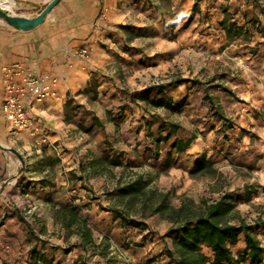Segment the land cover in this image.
Wrapping results in <instances>:
<instances>
[{
	"label": "crops",
	"instance_id": "crops-1",
	"mask_svg": "<svg viewBox=\"0 0 264 264\" xmlns=\"http://www.w3.org/2000/svg\"><path fill=\"white\" fill-rule=\"evenodd\" d=\"M14 1L28 17L49 2ZM85 45L81 59L74 52ZM17 61L58 79L55 95L33 104L32 132L13 131L1 112V67ZM160 96L180 108L150 103ZM161 110L179 113L190 133L174 134L164 155ZM177 121L167 123L178 126L170 132ZM110 135L120 149L109 148L116 145ZM176 139L190 143L179 150ZM144 158L174 180H189L197 160L224 166L232 181L219 193L264 209V0H60L31 30L0 23V264H100L99 249L80 243L77 225H63L62 206L87 221L96 244L112 235L139 252L153 237L122 224L112 197L94 190L108 169ZM255 233L264 246V225Z\"/></svg>",
	"mask_w": 264,
	"mask_h": 264
},
{
	"label": "rangeland",
	"instance_id": "rangeland-1",
	"mask_svg": "<svg viewBox=\"0 0 264 264\" xmlns=\"http://www.w3.org/2000/svg\"><path fill=\"white\" fill-rule=\"evenodd\" d=\"M16 14H19L17 9L13 8ZM1 23V21H0ZM4 23V22H3ZM165 79L164 76L156 77L151 80L153 85H158ZM163 119L162 124L158 127L160 131L159 136H164L162 140V153L164 155L169 152L170 143L174 140L173 135L178 134V137L182 139H188L190 136L188 129L187 120L183 117H176L169 111L161 110ZM179 129L177 132H170L169 126L167 125L170 120L175 121ZM151 126V125H150ZM149 133V131H147ZM147 133L145 135H147ZM153 134V132H151ZM192 137V136H191ZM119 137L109 136V141L115 146H110V149H120L122 146L117 140ZM147 150H150L146 148ZM153 149V148H152ZM154 150V149H153ZM152 150V151H153ZM149 155V151H147ZM158 154V155H160ZM160 162H155L153 159L147 160L146 158L138 161L131 168L115 167L111 170L108 169L105 178L100 177L96 184L94 192L98 196H102L104 201H107L109 197H112V205L114 209L122 211L127 217L137 221H143L145 223L144 229L146 232L144 238H151L149 243L139 244L140 251L131 250L127 251L123 247L117 245L112 235L104 237L102 241L108 244L107 253L105 255L97 254L103 258L100 264H168L169 260L166 256L165 250L170 245V239L164 236V233L172 225L167 214L169 209L165 212H155L154 207L161 202L164 198L167 205L171 207H188L193 211H203L206 207L215 201L223 200L229 202L233 208L225 215L226 219H229L233 223H237L239 220H243L246 223H253V221L262 218L264 209L259 205H240L238 202L237 193L234 195H224L219 193L221 191L229 192L224 190L231 184L232 177L229 176L228 170L224 167L211 163L205 164L201 170L196 168L190 172V179L187 180V176L183 175L175 177L174 180L167 171L159 169ZM164 166V165H163ZM140 177L145 181V188L142 193L135 195L133 198H124L116 200L114 189L125 185ZM103 185V186H102ZM232 192V191H231ZM223 196V197H221ZM114 199V200H113ZM256 213H259L258 215ZM256 216V218L254 217ZM262 243L264 244V236H260ZM101 241V242H102ZM242 249V242L231 246L232 252L236 255L237 251ZM207 255H210V250L204 248L203 250ZM111 252V254H109ZM139 253V254H138ZM133 257H137V261L133 262ZM98 259V258H97ZM103 262V263H102ZM93 264H98V260L94 261Z\"/></svg>",
	"mask_w": 264,
	"mask_h": 264
},
{
	"label": "trees",
	"instance_id": "trees-1",
	"mask_svg": "<svg viewBox=\"0 0 264 264\" xmlns=\"http://www.w3.org/2000/svg\"><path fill=\"white\" fill-rule=\"evenodd\" d=\"M180 80V79H179ZM178 80V81H179ZM146 88L144 92H147ZM162 92V91H161ZM147 99V95H142ZM170 97L160 96L150 103L154 106L165 107L169 110H178L181 103L172 104ZM177 125L169 123V129L175 131ZM150 135L151 132H150ZM159 140L165 139L164 136ZM190 143L189 140L176 139L173 146L179 150L186 148ZM112 164H120L117 160H112ZM197 169H202L205 164L201 160L196 162ZM145 181L140 177L118 187L115 191V199L133 198L135 195L143 192ZM170 208V209H169ZM233 206L229 202L218 200L208 205L203 211H193L188 207H171L167 205L164 198L154 207L155 212H162L169 209L167 214L172 225L164 233L165 237L170 239V245L165 250L169 260L168 264H264V246L257 237L255 231L264 220L255 223H246L239 220L237 223L231 222L225 218V215L232 210ZM115 217L121 219L122 224H129L143 228L145 223L126 217L118 209H111ZM60 214L63 225L68 229L72 224H76L75 232L80 237L82 245L97 247L100 254L107 253L108 244L104 241L96 244L93 239V232L87 221L78 216L75 208L62 206L57 210ZM242 242V249L235 255L231 246ZM210 250L207 255L204 248ZM31 256H36L41 261H45L44 255L32 250Z\"/></svg>",
	"mask_w": 264,
	"mask_h": 264
},
{
	"label": "built area",
	"instance_id": "built-area-1",
	"mask_svg": "<svg viewBox=\"0 0 264 264\" xmlns=\"http://www.w3.org/2000/svg\"><path fill=\"white\" fill-rule=\"evenodd\" d=\"M81 59L88 56V47L81 46L75 52ZM3 97L1 112L13 131H34L32 116L34 103L55 95L58 79L42 75L26 67L22 62H12L1 67ZM8 249V246H5Z\"/></svg>",
	"mask_w": 264,
	"mask_h": 264
},
{
	"label": "water",
	"instance_id": "water-1",
	"mask_svg": "<svg viewBox=\"0 0 264 264\" xmlns=\"http://www.w3.org/2000/svg\"><path fill=\"white\" fill-rule=\"evenodd\" d=\"M60 0H49V2L38 11L37 15L28 17L20 14L8 13L4 10H0V18L5 21V23L17 30L27 31L37 27L45 20V16L53 9V7ZM10 152L14 153L19 157L21 162H23L22 157L14 148H7Z\"/></svg>",
	"mask_w": 264,
	"mask_h": 264
},
{
	"label": "bare ground",
	"instance_id": "bare-ground-1",
	"mask_svg": "<svg viewBox=\"0 0 264 264\" xmlns=\"http://www.w3.org/2000/svg\"><path fill=\"white\" fill-rule=\"evenodd\" d=\"M14 4H15L14 0H0V10H4L8 13L16 14L12 9ZM0 21L5 23V21L1 18Z\"/></svg>",
	"mask_w": 264,
	"mask_h": 264
}]
</instances>
